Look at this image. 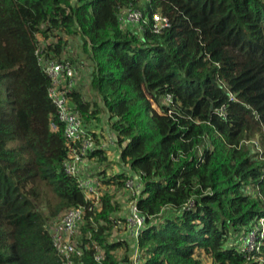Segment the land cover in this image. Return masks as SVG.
<instances>
[{"label":"trees","instance_id":"1","mask_svg":"<svg viewBox=\"0 0 264 264\" xmlns=\"http://www.w3.org/2000/svg\"><path fill=\"white\" fill-rule=\"evenodd\" d=\"M127 7L157 11L170 26L125 28ZM63 34L78 38L90 64L65 52ZM52 35L41 54L67 57L76 70L87 63L93 100L76 86L69 92L86 127L108 114L115 137L101 146L103 128L93 132L85 166L111 151L121 170L87 173L120 188L139 175L141 264H203L197 250L213 264H264V239L252 252L232 240L264 217V159L249 147L264 137V0H0V264H63L49 225L79 205L83 253L73 264H99L98 250L101 264H132L129 236L110 238L122 205L105 191L89 209L64 171L71 144L36 54Z\"/></svg>","mask_w":264,"mask_h":264},{"label":"built area","instance_id":"2","mask_svg":"<svg viewBox=\"0 0 264 264\" xmlns=\"http://www.w3.org/2000/svg\"><path fill=\"white\" fill-rule=\"evenodd\" d=\"M119 21L127 27H137L138 30L143 25L150 22L153 32H160L162 29L170 26L168 17L161 15L159 12L145 14L142 10L133 7L125 8L119 14ZM140 31V30H139ZM42 51L36 50L38 62L43 71L50 79L48 88V96L55 107L57 121L64 125V136L69 140L67 156L63 162V168L66 174L74 177L78 186L83 192L84 198L92 203L89 209L99 208L100 197L104 186L102 181L97 176H93L83 171V166L87 157L96 149V140L92 135L95 130H90L86 127L83 118L81 117L75 104L71 101L69 92L76 85L78 71L72 62L65 58L48 57L41 54ZM89 73V69L87 75ZM82 89V88H81ZM83 90V89H82ZM163 102L169 104L172 102V96L166 94L163 97ZM224 111V107L221 109ZM53 128L56 124H51ZM105 140L110 143H115L113 135L106 136ZM101 143V146L107 144ZM133 178V174L125 180L124 186L130 191L139 192L141 182ZM84 205H79L67 209L58 220L49 225L50 236L57 255L61 258L63 264H73L76 258L83 253L82 247L76 242L79 227L84 218ZM129 217L126 218L128 231L132 237V249L129 254V260L132 264H141L142 253L137 243V235L140 229L144 226V216L139 212L136 202H134L129 210ZM127 231V232H128ZM129 234V233H128ZM264 239V217H257L252 222L249 229L243 232L242 247L247 252L258 251ZM96 262L101 264L104 258L103 251L98 250L94 255Z\"/></svg>","mask_w":264,"mask_h":264},{"label":"rangeland","instance_id":"3","mask_svg":"<svg viewBox=\"0 0 264 264\" xmlns=\"http://www.w3.org/2000/svg\"><path fill=\"white\" fill-rule=\"evenodd\" d=\"M139 10H141V9H139ZM126 27H127V25L125 26V28ZM56 39L57 38L54 37L53 35L51 38L46 39V41L41 38L40 45H39V51L44 50L50 41H56ZM64 41H66V47L68 45V47L65 49V52L68 51L69 53L67 52V54H69V56L73 57V55L80 52V49H79L80 44H79L78 38L76 36L63 34L62 35V42H64ZM75 50H78V51L75 52ZM69 58H71V57H69ZM78 59L80 61L86 60V62H88L90 64V60L85 55H83V53H81V52H80ZM2 65L5 67L6 66H14L15 62L10 58H4ZM86 69H87V67H86ZM82 83H83V84H81V88L83 89L82 93L83 94L90 93V94H86V95L89 96V98H91V96H92L91 100H93V94L95 92L91 89V87L89 85V78H88V81H86L85 83H84V81H82ZM150 113L156 117L161 113V109L159 108L158 105H156L155 102H153V100H151ZM103 118H104V116H103ZM103 120L105 121V118ZM101 123L102 122H97V121L93 122V127H96V128H94L95 131H98V130L101 131V128H99ZM94 125H97V126H94ZM105 129L107 130L108 127H106ZM105 129H103L104 138H106V136L109 135L107 132H105ZM103 142H105V140H103ZM103 142H101V143H103ZM249 147H250L251 153H255V157L257 159H264V137L263 138H260V137L253 138L252 140L249 141ZM109 152L110 153H109V155H107L106 160L99 162L98 160L96 161L93 159L90 161V163H88L90 166L93 167V171H96V169L97 170L103 169V171L106 170V172L109 174H115L116 172L121 170L120 165H119L120 163L117 160H112V158H114V153L111 151H109ZM124 168H125L124 170H126V167H124ZM128 174H129V176H131V172ZM132 174H133V178H136V177L139 178V175L136 172L132 173ZM105 191H108L109 193L113 194L115 201L119 202L122 205V211L120 213L119 212L116 213V215H115L117 218H119V219L121 218V220H118V224L114 227L110 238L112 240H120V239L122 240L124 237L127 238V236H129L128 239H129V242H131L132 237L130 235L131 233L127 229L128 225H127L126 218L129 217V214H130L129 210H130L132 204L134 202H136L141 189L139 192H136L135 190L130 191L125 186L120 188L119 186L115 187V186H112L110 184L109 185L105 184L102 192H105ZM242 233H243L242 230L239 231L232 239L238 245H240ZM123 250H124V248L119 249V251H118V254L121 257L124 253ZM195 255L197 258H199L201 260V262L203 264H213V261L210 258V256L205 254L201 250H197ZM141 261H142V257H141ZM255 261H257V263L262 262L261 258H256Z\"/></svg>","mask_w":264,"mask_h":264},{"label":"crops","instance_id":"4","mask_svg":"<svg viewBox=\"0 0 264 264\" xmlns=\"http://www.w3.org/2000/svg\"><path fill=\"white\" fill-rule=\"evenodd\" d=\"M84 65H85L84 68H82V69H80V70L78 71V77L76 78V85H77L78 88H81V84H83L82 81H84V83H85L86 81H88V75L86 74V73L88 72V68L86 69V65H87V63L85 62ZM108 119H109V115L107 114V116L105 117V121H104V120H102V121H98V122H102V123L100 124L99 128H103V129H105L106 127H108ZM109 120H110V119H109ZM92 130H94V128H93ZM96 132H101V131L98 130V131H96ZM105 132H107L109 135H112V134L109 132L108 129H107V130L105 129ZM107 136H108V135H107ZM106 142H107V141L105 140L104 143H106ZM90 167H91V166L87 163L86 166L84 165V169H83V171L86 172L88 169H90Z\"/></svg>","mask_w":264,"mask_h":264}]
</instances>
